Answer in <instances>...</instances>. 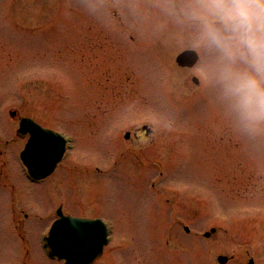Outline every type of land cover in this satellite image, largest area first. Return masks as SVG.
<instances>
[{
    "label": "rangeland",
    "instance_id": "rangeland-1",
    "mask_svg": "<svg viewBox=\"0 0 264 264\" xmlns=\"http://www.w3.org/2000/svg\"><path fill=\"white\" fill-rule=\"evenodd\" d=\"M191 2L0 0V264L17 263L20 244L2 221L13 204L45 222L57 188L71 213L118 222L102 264H194L195 247L196 264H221L219 254L264 264V131L238 126L205 86L208 54L178 14ZM186 48L199 54L192 67L175 60ZM21 116L70 139L30 200ZM145 123L152 132L135 134ZM173 217L196 226V241ZM28 225L35 238L40 221Z\"/></svg>",
    "mask_w": 264,
    "mask_h": 264
},
{
    "label": "clouds",
    "instance_id": "clouds-1",
    "mask_svg": "<svg viewBox=\"0 0 264 264\" xmlns=\"http://www.w3.org/2000/svg\"><path fill=\"white\" fill-rule=\"evenodd\" d=\"M178 14L192 46L208 54L205 86L238 126L264 131V0H194Z\"/></svg>",
    "mask_w": 264,
    "mask_h": 264
},
{
    "label": "flooded vegetation",
    "instance_id": "flooded-vegetation-1",
    "mask_svg": "<svg viewBox=\"0 0 264 264\" xmlns=\"http://www.w3.org/2000/svg\"><path fill=\"white\" fill-rule=\"evenodd\" d=\"M18 124H19V120L17 122V127H18ZM143 126H144V124H142L139 127H136L135 128V131H136L135 134H139V133L140 134L141 133L142 134L143 133L148 134V133L152 132V130L147 131ZM126 131H129V133L131 135L130 130H126ZM18 135L25 138V141L28 137V134H18ZM130 135H129V137H130ZM62 162H63V159L57 164V166L53 170V172L48 177H46L44 179H33L32 177H30L28 175L29 184H26V186L24 188H22L21 191H23V192H21V193H23V195H25V197L28 198L29 200L32 197L36 198V197L40 196V192H41V190L39 189V186H41L40 184L42 182H44L45 179H48L50 176H52L57 171L58 166L60 164H62ZM100 170L101 169L98 168V166H96L95 170L91 171L93 176L98 177L97 181H99L100 178L102 177V175L100 174L102 172ZM68 172H69V170H68ZM70 173H71V171L64 176L65 179L63 181H66L67 183H69L67 181L68 180L67 178L69 177L68 175ZM86 175L92 176V175H89V173ZM54 178L58 179V177H54ZM4 188L10 189L11 193H12V191L15 193V190H14L15 185L14 184H10V185L6 184L4 186ZM57 193H58V188L56 190L50 191V194H51L50 199L52 202H51V204H49L50 207L48 206V212H49L48 214L49 215H48V218L45 222H42L40 220V218L37 217L32 212H30V213L28 212V210L26 208H28V206L30 204H26V208H25L24 206L18 207L17 205L13 204L14 202L12 203L14 206L11 209V216L6 215L8 218L2 220L5 224H6V222L9 223L8 225L10 226V228H12L11 231L13 232V234H15L14 237H17L18 243L20 244V247H18L16 256H15V259L17 258L16 264H32V261H37V264H41L44 261L49 262V264H64L65 263L64 259H60L58 256L51 254V252H50L51 249L48 246L47 241H46V238L50 235H51L50 237H52L53 239H56L57 237H60V238L64 237L67 226L63 225L61 223L57 224L58 221H63L64 217H62V215H64V216H66V215L81 216V217H85V218L92 219V220L100 218L107 223L108 242L104 245L102 252L99 253V255H97L94 259H92L89 263H87V264H102V260H103L105 253H106V250L110 246V244H112L113 236H114L115 230H116L115 225H117L118 222L112 223L111 220H109L108 218H104L100 215H96V216L87 215L86 216V215L73 214L68 210L67 204H64V201H58L57 198H55ZM31 219L33 221H40V223H41V226L38 229L35 238H32L30 235V232H29L30 228H29L28 222ZM118 220H119V218H118ZM171 220L174 221V223L180 225L182 230L185 232V234L188 237H193L194 240L196 241V226H194V225L192 226L189 223V219H187L186 217H173ZM54 223H55V227H54L55 231L53 233L49 234V230ZM189 225H191V226H189ZM97 229H98V226H97ZM97 232H98V230H97ZM120 242L125 243L121 240H120ZM55 244L57 245L58 243L55 241ZM96 244L97 243L95 242L92 245L95 246ZM33 245H36V249H37L36 255L31 253V248ZM167 245H168V241L166 239V241L164 242V246H167ZM193 251H194L193 254L195 256V260L193 262H194V264H196V247L193 249ZM9 257L11 259H14V256L9 255Z\"/></svg>",
    "mask_w": 264,
    "mask_h": 264
},
{
    "label": "water",
    "instance_id": "water-1",
    "mask_svg": "<svg viewBox=\"0 0 264 264\" xmlns=\"http://www.w3.org/2000/svg\"><path fill=\"white\" fill-rule=\"evenodd\" d=\"M198 59V54L194 49H184L179 52L175 58L180 66H193ZM195 83L199 82L196 76L192 77ZM14 111L11 112L14 115ZM146 127V126H144ZM148 130L149 128L146 127ZM18 132H29L30 136L26 142L24 149L21 152V159L27 166L29 173L34 178H42L47 176L56 166L57 162L62 158L65 151L66 140L63 136L49 128H44L29 117H22ZM125 138L129 137V132L125 133ZM68 224V236L70 241V249L67 251L62 249V254L59 251H53L60 257H65L66 264H83L93 259L100 253L102 245L106 242V227L99 223V227L94 226V222L86 221L83 218H71ZM92 229V231H90ZM98 230V232H94ZM214 229H212L213 231ZM87 237L85 236V234ZM206 232L205 235H209ZM98 240L96 246L91 247V251L86 255L81 248L86 239ZM86 259V260H85ZM218 260L224 263L227 260L226 255H219ZM247 264H254L252 258Z\"/></svg>",
    "mask_w": 264,
    "mask_h": 264
},
{
    "label": "bare ground",
    "instance_id": "bare-ground-1",
    "mask_svg": "<svg viewBox=\"0 0 264 264\" xmlns=\"http://www.w3.org/2000/svg\"><path fill=\"white\" fill-rule=\"evenodd\" d=\"M247 262H248V260L246 261V263H245V264H247Z\"/></svg>",
    "mask_w": 264,
    "mask_h": 264
}]
</instances>
